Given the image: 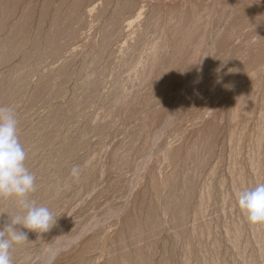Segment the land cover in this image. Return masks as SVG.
<instances>
[{"label": "rangeland", "instance_id": "1", "mask_svg": "<svg viewBox=\"0 0 264 264\" xmlns=\"http://www.w3.org/2000/svg\"><path fill=\"white\" fill-rule=\"evenodd\" d=\"M0 107L58 218L12 264H264V0H0Z\"/></svg>", "mask_w": 264, "mask_h": 264}, {"label": "clouds", "instance_id": "2", "mask_svg": "<svg viewBox=\"0 0 264 264\" xmlns=\"http://www.w3.org/2000/svg\"><path fill=\"white\" fill-rule=\"evenodd\" d=\"M26 158L14 110L0 107V198L14 199L22 212L8 215L9 221L0 228V264H12L11 248L27 241L28 232L47 233L58 219L48 207L30 199L36 191V178L26 167ZM235 195L246 220L250 224H264V183L244 188Z\"/></svg>", "mask_w": 264, "mask_h": 264}]
</instances>
